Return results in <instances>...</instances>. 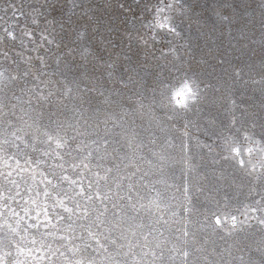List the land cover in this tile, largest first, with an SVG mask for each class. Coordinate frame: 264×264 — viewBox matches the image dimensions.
<instances>
[{
    "label": "clouds",
    "instance_id": "1",
    "mask_svg": "<svg viewBox=\"0 0 264 264\" xmlns=\"http://www.w3.org/2000/svg\"><path fill=\"white\" fill-rule=\"evenodd\" d=\"M11 3L0 0V11ZM30 5V38L0 36V45L15 42L21 49L18 59L5 53L7 63L0 61V93L10 101L26 92L32 97L25 114L33 131L41 139L45 130L60 133L71 147L92 132L99 135L114 110H147L153 143L158 139L168 159L195 180V201L186 211L221 234L214 217L236 216L241 230L230 236L245 231L249 217L233 191L244 181L264 182V0ZM185 86L191 91L177 104L175 93ZM249 98L258 100L259 121L247 115ZM194 116L199 119L190 128ZM193 137L196 151L185 147ZM248 256V264H264V251L252 249Z\"/></svg>",
    "mask_w": 264,
    "mask_h": 264
},
{
    "label": "snow or ice",
    "instance_id": "2",
    "mask_svg": "<svg viewBox=\"0 0 264 264\" xmlns=\"http://www.w3.org/2000/svg\"><path fill=\"white\" fill-rule=\"evenodd\" d=\"M31 12L29 0H14L0 11L3 36L29 39L31 33L25 34V27ZM4 78L5 73L0 72V82ZM37 91L45 95L44 88ZM190 91L187 86L178 90L176 103L184 104ZM24 96L27 100L19 95L13 100L29 107L32 97L27 92ZM11 108L15 119H5L0 131V264H155L154 250L137 254L130 240L127 244L119 242L127 238L123 233L135 235L131 226L116 235L122 224L116 200H130V196L122 194L126 177L113 174V167L118 168L119 163L115 159L111 164L105 162L111 155L107 151L109 141L82 139L69 147L66 137L47 130L41 139L33 131L29 116L25 114L20 122L16 104ZM0 115L10 114L0 106ZM240 165H244L243 159ZM257 203L261 206L245 203L242 215L255 218L264 227V201ZM109 205L115 210L111 212L112 222L107 220ZM214 223L225 235L241 230L236 216L222 220L217 215ZM183 235L186 244L187 229ZM256 250L264 251V239ZM190 256L187 247L175 248L168 264H189Z\"/></svg>",
    "mask_w": 264,
    "mask_h": 264
},
{
    "label": "rangeland",
    "instance_id": "3",
    "mask_svg": "<svg viewBox=\"0 0 264 264\" xmlns=\"http://www.w3.org/2000/svg\"><path fill=\"white\" fill-rule=\"evenodd\" d=\"M2 26L3 21L0 20V36L4 35ZM20 50L15 42L7 47L0 45V61L7 63L5 53L13 60L18 59L16 53ZM22 100H27V97H22ZM14 103L16 116L23 122L28 105L10 101L0 93V106L10 114L9 117L0 115V131L3 130L5 119H15V116H11V105ZM247 105L249 118L259 121L261 109L258 100L249 98ZM114 113V117L109 118L106 124H101L99 135L92 132L88 139H107V151L111 155L105 162L111 164L115 159L119 167H113V174L117 178L126 177L122 194L130 196V200H116L122 217L121 231L116 235L120 236L122 230L130 226L135 235L131 231L123 233L127 238L119 242L127 244L130 240L137 254L142 250H154L157 256L155 264H168L172 250L184 247L191 251L189 264H248L249 251L256 249L264 239V232L260 231L257 220L249 217V227L236 236L217 233L204 227L197 215H190L186 211L195 201L196 192L191 187L195 180L187 176L180 165L168 159L169 153L160 148L158 139L153 143L154 137L148 130L153 127L151 114L147 110L128 114L114 110ZM198 119L197 116L192 117L189 127L194 128ZM194 140L195 137L192 141L186 139L185 147L196 151L198 146ZM236 197L243 204L261 206L257 202L264 201V182L238 183L233 191V198ZM112 211L115 210L109 205L108 222H112ZM185 229L189 234L186 244L183 235ZM148 260H152L151 255Z\"/></svg>",
    "mask_w": 264,
    "mask_h": 264
}]
</instances>
